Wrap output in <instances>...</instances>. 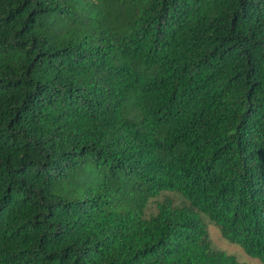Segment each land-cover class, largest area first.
<instances>
[{"label": "trees", "instance_id": "trees-1", "mask_svg": "<svg viewBox=\"0 0 264 264\" xmlns=\"http://www.w3.org/2000/svg\"><path fill=\"white\" fill-rule=\"evenodd\" d=\"M210 226L264 264V0H0V264H245Z\"/></svg>", "mask_w": 264, "mask_h": 264}, {"label": "rangeland", "instance_id": "rangeland-1", "mask_svg": "<svg viewBox=\"0 0 264 264\" xmlns=\"http://www.w3.org/2000/svg\"><path fill=\"white\" fill-rule=\"evenodd\" d=\"M152 208L155 207L154 203H151ZM209 234L212 240L214 247L220 251L225 252L228 255H233L237 258V260L241 263L245 264H261L258 260L250 258L244 254V252L235 245L227 244L221 237L219 231L210 226L209 227Z\"/></svg>", "mask_w": 264, "mask_h": 264}]
</instances>
